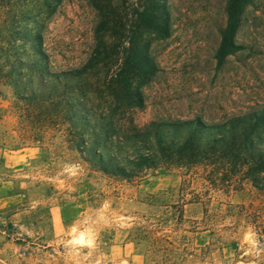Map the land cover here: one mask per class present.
<instances>
[{
    "label": "rangeland",
    "instance_id": "obj_1",
    "mask_svg": "<svg viewBox=\"0 0 264 264\" xmlns=\"http://www.w3.org/2000/svg\"><path fill=\"white\" fill-rule=\"evenodd\" d=\"M139 1L123 0L130 20ZM165 2L168 36L141 37L157 68L144 79L143 107L119 105L102 74L89 80L87 97L117 133L264 109V0L243 8L241 49L220 64L226 0ZM27 9L22 37L8 36L0 11V264H264V190L235 177L211 183L203 167L103 174L70 146L60 119H37L17 100L4 78L13 53L30 59L39 49L52 71L80 67L98 21L90 0H30Z\"/></svg>",
    "mask_w": 264,
    "mask_h": 264
},
{
    "label": "trees",
    "instance_id": "obj_2",
    "mask_svg": "<svg viewBox=\"0 0 264 264\" xmlns=\"http://www.w3.org/2000/svg\"><path fill=\"white\" fill-rule=\"evenodd\" d=\"M30 0H0L10 17L8 36H25L20 23L28 19ZM98 13L94 46L80 67L52 71L39 49L29 58L13 53L4 78L17 100L34 109L37 119L66 125L67 140L90 166L103 174L133 178L143 170L164 167L189 171L206 168L211 183L235 177L264 190V109L206 123L199 117L157 122L143 129L117 133L113 120L101 114L86 90L94 73L119 105L143 107L144 79L157 68L147 48L141 44L144 31L166 38L169 9L165 0H141L130 13L124 2L90 0ZM253 0H226L225 24L219 33L215 60L241 49L234 40L243 8ZM14 17V18H13ZM5 25V23H2ZM6 27V26H5ZM109 39V41H108ZM10 43L9 38L6 40ZM18 56V57H17Z\"/></svg>",
    "mask_w": 264,
    "mask_h": 264
}]
</instances>
